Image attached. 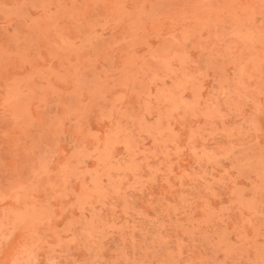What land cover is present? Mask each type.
<instances>
[{
    "label": "rangeland",
    "instance_id": "1",
    "mask_svg": "<svg viewBox=\"0 0 264 264\" xmlns=\"http://www.w3.org/2000/svg\"><path fill=\"white\" fill-rule=\"evenodd\" d=\"M0 264H264V0H0Z\"/></svg>",
    "mask_w": 264,
    "mask_h": 264
}]
</instances>
